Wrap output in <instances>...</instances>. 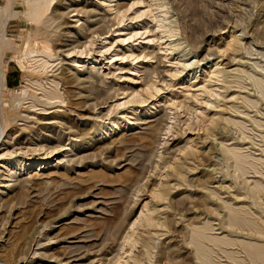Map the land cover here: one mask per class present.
I'll list each match as a JSON object with an SVG mask.
<instances>
[{"label": "rangeland", "instance_id": "1", "mask_svg": "<svg viewBox=\"0 0 264 264\" xmlns=\"http://www.w3.org/2000/svg\"><path fill=\"white\" fill-rule=\"evenodd\" d=\"M26 1L0 264H264V0Z\"/></svg>", "mask_w": 264, "mask_h": 264}, {"label": "bare ground", "instance_id": "2", "mask_svg": "<svg viewBox=\"0 0 264 264\" xmlns=\"http://www.w3.org/2000/svg\"><path fill=\"white\" fill-rule=\"evenodd\" d=\"M36 0H32V2H34L32 5H33V10H32V15H35L33 18H37L38 17V13L40 12L43 4H39V0L36 1ZM29 2V1H26V3ZM43 3V2H42ZM31 4H26L27 7L28 5H31ZM45 4V2H44ZM46 5V4H45ZM44 5V6H45ZM26 7V8H27ZM31 9V8H30ZM27 12V11H26ZM37 15V17H36ZM32 18V17H31ZM4 80V70L0 69V82L2 83ZM0 83V84H1ZM5 87V86H3ZM6 88V87H5ZM4 94V93H3ZM4 110H2V105H1V102H0V145L1 144H4V141L3 139L5 138V132H6V127H7V122H6V117H5V113L3 112Z\"/></svg>", "mask_w": 264, "mask_h": 264}]
</instances>
